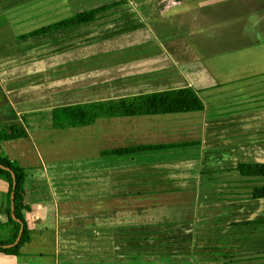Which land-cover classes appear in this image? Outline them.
<instances>
[{"label":"crops","instance_id":"1","mask_svg":"<svg viewBox=\"0 0 264 264\" xmlns=\"http://www.w3.org/2000/svg\"><path fill=\"white\" fill-rule=\"evenodd\" d=\"M124 1L0 0V132L27 133L0 140V156L25 171L31 239L0 252V264H264V199L252 196L264 178L235 170L264 164V103L240 82L264 78V0L175 1L156 15L160 28L147 20L155 1L127 0L135 26L126 16L115 29L99 22ZM120 2L92 23L31 36ZM183 33L213 70L187 71L171 54L166 40ZM186 88L203 111L54 125L59 109ZM185 144L196 145L111 154ZM9 192L0 178L2 243L12 237Z\"/></svg>","mask_w":264,"mask_h":264},{"label":"trees","instance_id":"2","mask_svg":"<svg viewBox=\"0 0 264 264\" xmlns=\"http://www.w3.org/2000/svg\"><path fill=\"white\" fill-rule=\"evenodd\" d=\"M123 5V2L112 4L110 6L89 10L79 13L69 19L45 27L31 34L36 36L45 33H51L57 30L75 27L83 24L92 23L97 17L110 9ZM205 109L204 103L198 94L191 88L166 91L160 93H152L132 98L113 100L108 102H96L87 105H79L75 107L63 108L54 112V125L56 129L73 128L90 126L101 118L114 117H132L159 114H179L201 112ZM27 133L19 125L12 126V134L3 135L0 132V140H14L25 138ZM196 144H185L176 146H156V147H140L116 150L111 152L112 155H129L150 152L154 150H167L177 147H186ZM0 178L4 179L10 186L9 205L7 217L9 226L12 230V237L8 243L0 242V252L6 254H18L20 248L30 242V231L23 217V211L29 208L22 203L24 196V184L26 179L25 171L16 163L8 158L0 156ZM236 171L240 172L244 177L264 178V164H239ZM16 184V190L14 186ZM15 194V213L16 218L23 223L24 229L20 242L13 248H5L6 245H12L16 242L21 231V224L14 220L12 214V194ZM255 199H264V186L254 189L252 194Z\"/></svg>","mask_w":264,"mask_h":264},{"label":"rangeland","instance_id":"3","mask_svg":"<svg viewBox=\"0 0 264 264\" xmlns=\"http://www.w3.org/2000/svg\"><path fill=\"white\" fill-rule=\"evenodd\" d=\"M10 1V0H8ZM20 4H24L27 2H30L31 0H18ZM34 1V5L35 6H43L44 5H49L51 7L53 6H58L59 3L62 2V0H32ZM83 2L81 3V5L79 6L80 0H66L65 2V6H70L72 9L73 8H85V6H83L84 2H87L88 0H82ZM153 1L154 4H153ZM156 1L158 0H152V10L150 11V15L147 17V20L154 26L157 27V24L154 23V20H156V22H158L160 20V16H158L156 18V15H159V10L163 7V10L167 9L168 7H171L172 4H174L175 1H179V0H162L166 1L163 2L161 5H158L156 3ZM200 0H190V2L192 3H197ZM213 1V0H211ZM124 2H126V6H123V9L119 10V9H115L112 11H109L107 14L102 15L99 17V22H102V24H106L110 27V29H115V26L113 27L112 24L115 23V21H117L119 18H123V16H126V18H131L127 23L128 29H131V27L135 26L136 24L135 21H138L139 19L137 18V15H139V13L135 12L134 8L131 6V4H129V2L127 0H125ZM83 6V7H82ZM156 6V8L154 7ZM100 8V7H99ZM172 8H174L172 6ZM140 16V15H139ZM101 18V19H100ZM160 21L158 22V28H160ZM114 31V30H113ZM165 34H167L165 32ZM184 34V33H183ZM167 37V36H166ZM174 40H176V43H172L171 41L167 42L166 38L164 37L163 39L166 40L165 43H167V45L170 47V52L171 54L177 58L182 64V66L184 65L185 69L187 71L190 72H204V71H211L214 69L213 66L210 65V61L212 58H208L205 56H202V54L197 50V48L195 46L192 47H186V43H185V39L186 36L184 35H179V36H175V37H171ZM237 69L240 70H245L244 67H237ZM256 78H248V79H243L240 82H244V85L242 86L244 89V92L246 93H256L257 96L256 98L258 99L259 103H264V78L262 77V75H257L255 76ZM148 241H153L152 238H148ZM147 242H143V244H146ZM121 257L122 256H115L114 260L115 263H120L121 262Z\"/></svg>","mask_w":264,"mask_h":264},{"label":"water","instance_id":"4","mask_svg":"<svg viewBox=\"0 0 264 264\" xmlns=\"http://www.w3.org/2000/svg\"><path fill=\"white\" fill-rule=\"evenodd\" d=\"M0 167H1V166H0ZM15 190H16V184H15V186H14V191H15ZM15 212H16V211H15V194L13 193V194H12V214H13V218H14V220L18 221V222L21 224V231H20L19 237H18V239L16 240V242H15L14 244H12V245L7 246L8 248H13V247H15V246L18 245V243H19L20 240H21V237H22V234H23V229H24L23 223H22L20 220H18V219L16 218V213H15Z\"/></svg>","mask_w":264,"mask_h":264}]
</instances>
